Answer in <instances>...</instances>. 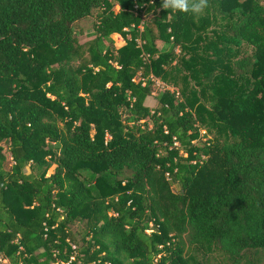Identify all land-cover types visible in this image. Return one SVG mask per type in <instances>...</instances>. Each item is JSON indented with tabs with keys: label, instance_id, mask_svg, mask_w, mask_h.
<instances>
[{
	"label": "trees",
	"instance_id": "16d2710c",
	"mask_svg": "<svg viewBox=\"0 0 264 264\" xmlns=\"http://www.w3.org/2000/svg\"><path fill=\"white\" fill-rule=\"evenodd\" d=\"M193 245L264 253V2L0 0L6 264H196Z\"/></svg>",
	"mask_w": 264,
	"mask_h": 264
},
{
	"label": "rangeland",
	"instance_id": "374dc122",
	"mask_svg": "<svg viewBox=\"0 0 264 264\" xmlns=\"http://www.w3.org/2000/svg\"><path fill=\"white\" fill-rule=\"evenodd\" d=\"M260 1L262 3L264 2V0H260ZM114 10L116 11L117 8L115 7ZM76 33H77L76 34L77 42L79 44H83V43L91 40L92 37H91L90 23L89 22L80 23L78 25V27L76 28ZM110 39L113 43L114 48H117L123 44V41L117 35H112L110 37ZM158 92H160V88H159L158 84L156 83L151 87V96L146 100L145 104L152 107L155 104L154 96ZM200 134L202 136L203 132L200 131ZM205 139L206 138L201 137L200 140L204 141ZM52 169L53 168H50L47 171V175L52 172ZM171 190L173 192H176L177 187L172 186ZM193 246H194V250L192 249L191 254H192L193 260L196 264H229V262L226 260L225 256L222 255L220 252L214 251V252L207 253L203 249L198 248L196 245H193ZM247 261L248 262L245 264H264V253L263 252L259 253V256L256 258L255 261H252L251 258H248ZM241 264H244V263H241Z\"/></svg>",
	"mask_w": 264,
	"mask_h": 264
},
{
	"label": "clouds",
	"instance_id": "9594fccd",
	"mask_svg": "<svg viewBox=\"0 0 264 264\" xmlns=\"http://www.w3.org/2000/svg\"><path fill=\"white\" fill-rule=\"evenodd\" d=\"M210 7V0H161V8L173 13L202 15Z\"/></svg>",
	"mask_w": 264,
	"mask_h": 264
},
{
	"label": "built area",
	"instance_id": "2783aa9c",
	"mask_svg": "<svg viewBox=\"0 0 264 264\" xmlns=\"http://www.w3.org/2000/svg\"><path fill=\"white\" fill-rule=\"evenodd\" d=\"M73 248V247H72ZM70 260H72V258H70ZM6 259H3L1 256H0V264H6Z\"/></svg>",
	"mask_w": 264,
	"mask_h": 264
}]
</instances>
